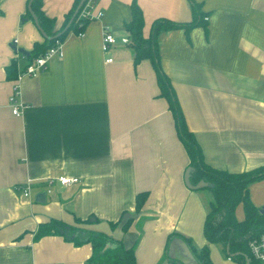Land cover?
Wrapping results in <instances>:
<instances>
[{
	"label": "crops",
	"instance_id": "obj_1",
	"mask_svg": "<svg viewBox=\"0 0 264 264\" xmlns=\"http://www.w3.org/2000/svg\"><path fill=\"white\" fill-rule=\"evenodd\" d=\"M195 1L209 15L207 28L161 32V66L206 163L229 172L262 167L264 0ZM28 3L0 0V264H88L89 231L135 244L137 264H168L166 246L174 232L204 247L209 210L204 189L185 184L189 156L168 102L159 96L153 65L148 59L135 63L126 29L133 4L143 12L147 38L158 18L190 21L189 1L99 0L102 18L88 22L83 36L71 31L62 57L53 56L34 77L9 79L8 67L15 61L18 72L34 44L45 42L27 16ZM73 3L42 0L41 9L60 29ZM105 28L117 40L109 54L102 50ZM13 45L30 56L20 54L19 62ZM108 57L113 62L107 63ZM16 85L25 104L20 117L9 104ZM63 175L79 182L48 185V178ZM28 181L31 191L25 197L15 187ZM249 190L261 208L264 179ZM41 192L47 193L45 203L35 201ZM140 192L149 195L127 232L112 228L125 211L135 212ZM236 216L243 219V208ZM52 220L76 227V236L39 237V227ZM209 248L213 264H237L219 245ZM170 254L197 264L179 240Z\"/></svg>",
	"mask_w": 264,
	"mask_h": 264
},
{
	"label": "trees",
	"instance_id": "obj_2",
	"mask_svg": "<svg viewBox=\"0 0 264 264\" xmlns=\"http://www.w3.org/2000/svg\"><path fill=\"white\" fill-rule=\"evenodd\" d=\"M188 1L192 10V19L190 21L176 22L167 18H158L153 21L150 35L147 38L143 35L145 26L144 15L138 5H132V20L126 24V29L131 39V46L135 52V63L148 59L153 65L160 90L159 96L167 100L175 120L177 135L189 156L190 163L188 168L191 167L193 169L191 174L192 183L196 184L201 180L208 182V188L213 196L212 201L208 204L209 210L204 222V235L207 244L202 248H198L191 238L174 232L168 238L165 258L168 264H185L182 259L170 254V246L173 241L179 240L187 246L197 264H213L210 258L209 244L219 245L224 256L227 259H232L237 264H262L252 256L249 242L264 234V214H261L262 208L256 207L251 200L249 187L252 183L264 179V166L244 172H229L207 164L197 138L188 128L171 80L161 66L158 45V36L161 32L182 29L189 34L196 27L207 28L209 15L202 11L201 4L195 0ZM80 2L81 0H74L73 6L65 15L62 27L55 29L56 18L49 17L44 13L41 9L42 0L33 1V12L36 14L39 25L46 34L47 39L42 44H34L32 55L28 58L29 60L44 53L55 44L56 40L64 41L71 31L77 34L84 30L88 22L85 21L83 25H79L77 14L69 28L62 33L70 23ZM27 16L31 17L29 12ZM8 68L7 75L9 79H15L17 74L16 62L14 61L11 67ZM148 195V192L138 193L135 212L129 213L125 211L118 222L115 224L111 223V227H119L123 234L126 233L136 216L141 212ZM239 205H242L244 211V217L241 220L236 216V210ZM91 220L89 218L85 222L87 223ZM78 222L84 223L82 220ZM76 231H78L76 227L52 220L39 227L38 236L44 237L50 234H62L65 236L73 234L76 236ZM87 236L86 242L91 243L93 247V254L88 260V264H137L135 244L127 246L123 238H115L104 232L89 231Z\"/></svg>",
	"mask_w": 264,
	"mask_h": 264
},
{
	"label": "built area",
	"instance_id": "obj_3",
	"mask_svg": "<svg viewBox=\"0 0 264 264\" xmlns=\"http://www.w3.org/2000/svg\"><path fill=\"white\" fill-rule=\"evenodd\" d=\"M99 0H86L83 7L81 8L77 19L78 24L83 25L85 21L90 22L94 20H99L103 16V12L98 10L97 4ZM209 20V18H207ZM77 36H83L84 32H80L76 34ZM123 43H128L129 39L125 38L122 40ZM17 43V41H14ZM117 42L115 36L110 32L108 28L104 29L103 32V42H102V50L105 54H109L112 46ZM53 56H63V41L56 40L55 44L47 49L44 53L35 57L32 60H28V62L22 67L18 68L17 72V80L22 79L24 77H34L38 75L42 70L46 69L48 61ZM107 63L113 62L112 57H108L106 59ZM20 89L19 86L16 85L13 89V93L9 98V104L12 108V113L15 116L20 117L22 115V111L25 108V104L19 98ZM48 185L53 186L54 184H60L62 186H70L72 184L78 183V177H68V176H59V177H50L47 179ZM30 181L26 183V185H17L15 190L23 194L25 197L30 196L31 185ZM50 192V189L48 190ZM249 248L252 256L262 264H264V234L261 235L257 239H253L249 242Z\"/></svg>",
	"mask_w": 264,
	"mask_h": 264
},
{
	"label": "water",
	"instance_id": "obj_4",
	"mask_svg": "<svg viewBox=\"0 0 264 264\" xmlns=\"http://www.w3.org/2000/svg\"><path fill=\"white\" fill-rule=\"evenodd\" d=\"M34 0H29V3H28V11L31 15V17L33 18L34 20V23L35 25L37 26V28L40 30V32L42 33V35L45 37V39H47V36L46 34L43 32L42 28L40 27L39 25V21H38V18L36 16V14L33 12V9H32V3H33ZM86 2V0H81L77 10L75 11L70 23L67 25V27L62 31L65 32L69 26L71 25V23L73 22V20L75 19V17L77 16V14H79L81 8L83 7L84 3ZM13 48L15 49L16 53H19L25 57H29L30 56V52L29 51H26L24 50L23 48H17L16 45H13ZM192 171L193 169L191 167L187 168L186 172H185V176H184V181H185V184L186 186L191 189V190H201V189H204V188H208L209 187V183L204 181V180H201L199 181L198 183L196 184H193L192 181H191V174H192ZM46 195L47 193L46 192H41L39 194L36 195L35 197V201L38 202V203H45L46 201ZM261 214H264V206L262 207L261 209ZM188 249V248H187ZM189 251V250H188ZM190 254V252H189ZM191 258L193 259L192 255L190 254ZM194 260V259H193Z\"/></svg>",
	"mask_w": 264,
	"mask_h": 264
},
{
	"label": "rangeland",
	"instance_id": "obj_5",
	"mask_svg": "<svg viewBox=\"0 0 264 264\" xmlns=\"http://www.w3.org/2000/svg\"><path fill=\"white\" fill-rule=\"evenodd\" d=\"M34 23V22H33ZM34 28V31H36L37 33H38V28L36 27V26H33ZM40 31V30H39ZM14 55H16L17 56V59H19V62L20 61H22L21 59H23V56H21L20 54H18V53H15ZM202 190V189H201ZM204 195H205V198H206V202H207V204H209L211 201H212V199H213V196H212V193H211V191H210V189L209 188H204ZM264 206V205H263ZM262 206V207H263ZM261 207V208H262ZM241 209H242V207H241V205H239V207L237 208V210H236V213H237V215L238 214H241ZM238 211H239V213H238ZM196 245H197V243H195ZM184 259L186 260V258L184 257ZM195 261V260H194Z\"/></svg>",
	"mask_w": 264,
	"mask_h": 264
}]
</instances>
